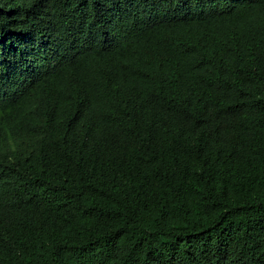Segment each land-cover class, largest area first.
I'll use <instances>...</instances> for the list:
<instances>
[{"label": "trees", "instance_id": "1", "mask_svg": "<svg viewBox=\"0 0 264 264\" xmlns=\"http://www.w3.org/2000/svg\"><path fill=\"white\" fill-rule=\"evenodd\" d=\"M0 264H264V0H0Z\"/></svg>", "mask_w": 264, "mask_h": 264}]
</instances>
